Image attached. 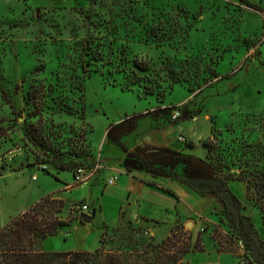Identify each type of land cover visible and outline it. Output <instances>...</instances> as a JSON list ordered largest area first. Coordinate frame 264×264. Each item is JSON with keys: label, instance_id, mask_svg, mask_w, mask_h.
<instances>
[{"label": "rangeland", "instance_id": "1", "mask_svg": "<svg viewBox=\"0 0 264 264\" xmlns=\"http://www.w3.org/2000/svg\"><path fill=\"white\" fill-rule=\"evenodd\" d=\"M89 33L101 44L104 60L87 63L85 69L97 70L86 77L80 54ZM190 57L218 76L193 92L178 84L168 93L163 83L162 101L146 95L143 84L124 90L132 71L151 79L162 76L165 58ZM136 59L147 61L149 70H137ZM34 91L45 93L38 100L41 111L26 104ZM34 111L40 114L34 117ZM177 111L180 115L173 119ZM38 123L57 134L53 145L62 157L75 159L73 151L93 154L94 149L109 166L125 168L126 148L154 156L168 151L169 157L156 163L159 168L179 173L189 168L187 178H201L193 190L202 196L220 191L238 198L240 205L234 198L231 203L246 220L238 219L236 226L235 214L225 206L210 207L170 232L158 228L154 239L161 243L166 236L163 241L193 246L199 236L205 251L191 252L179 264L246 263L243 240L250 241L252 228L259 239L263 236L255 228H264L260 210L245 183L232 177L234 166L232 174L225 170L216 177L211 168L208 176L203 142L211 139L214 125L225 148L238 143L264 147V0H0V228L51 195L64 203L60 218L73 221L43 241L45 251L93 252L104 233L108 240L118 238L115 230L127 227V221L153 237L149 229L119 214L121 203L110 192L103 194L107 176L101 169L89 180L75 182L76 170L57 172L50 165H35L37 150L23 127ZM157 145L168 149L153 148ZM131 158L147 164L138 156ZM91 161L76 169L89 171ZM83 204L89 222L82 219ZM214 252L230 258L211 259Z\"/></svg>", "mask_w": 264, "mask_h": 264}, {"label": "trees", "instance_id": "2", "mask_svg": "<svg viewBox=\"0 0 264 264\" xmlns=\"http://www.w3.org/2000/svg\"><path fill=\"white\" fill-rule=\"evenodd\" d=\"M95 40L94 35L89 33L82 45L80 68L86 77L97 70L85 69L87 63H98L104 60L101 44ZM134 66L141 72L149 70V63L144 60L136 59ZM161 72L162 76L157 75L151 79H146V77H141L137 72L132 71L128 74V81L124 90H132L131 85L133 84H143L146 95H156V98L162 101L166 96L163 83H167L168 93H171L178 84H186L188 91L193 92L218 76L214 69H210L208 65L205 66L195 57L185 60L165 58ZM144 79L147 80L146 83L142 82ZM44 94L37 93V91L29 92L26 98L27 106H32L35 110L41 111L39 101L44 98ZM39 114L34 111V117ZM23 133L37 150L35 165H50L57 172H74L78 170L76 169L78 166L87 163L89 158L92 159L91 164L93 166L96 164L95 156L90 150L78 149L73 151L75 159L62 157L56 152L53 145L57 134L54 133V130L42 126L41 123L23 127ZM219 135V131L213 125L211 127V139L203 142L206 149V160L216 177L223 174L225 170H228V174H232L231 167H235V173L232 177L245 183L247 194L254 199L255 206L260 210L264 227V147L238 143L233 148H225L223 141L218 139ZM190 147L193 145L190 144ZM170 175L174 176L178 182L192 188L202 184L199 180H190L172 173ZM0 176H2L1 173ZM146 184L159 189L174 199H179L175 192L170 189L159 188L152 183ZM216 196L224 204L229 214H235L232 220L233 225L236 226L238 219L241 223L246 220L231 203L230 198H234L235 203L240 205L238 198L220 191L217 192ZM63 207L62 200L46 195L1 227L0 264H179L187 254L205 251L204 246L199 245V236L193 246L188 243L180 244L178 240L172 239L157 243L154 237L144 236L143 233H148V231L134 228L131 221H127V227H120L115 230V232L120 233L118 238L108 240L104 233L100 238V246L93 252L45 251L41 248L43 241L48 237L58 235L62 228L73 221V219L62 220L60 218L59 215ZM95 212L96 210L93 209L92 213L95 214ZM204 230H207V227H204ZM252 233L253 235L248 237L250 241H247L248 239L243 240L246 250V263L244 262V264H264V243L259 240L253 228ZM114 235L117 234L114 233ZM108 243L111 245L109 248L107 247Z\"/></svg>", "mask_w": 264, "mask_h": 264}, {"label": "crops", "instance_id": "3", "mask_svg": "<svg viewBox=\"0 0 264 264\" xmlns=\"http://www.w3.org/2000/svg\"><path fill=\"white\" fill-rule=\"evenodd\" d=\"M107 130L108 128L105 129V133ZM109 133H111V129L107 134ZM165 145H157L153 146V148L161 150L166 148L165 150H167L168 148L165 147ZM133 149L135 148H126L122 156L126 161L131 159L132 155L146 160L147 164L141 171L132 170L128 167L124 168L123 165H118L117 168L114 165L109 166L108 162L100 160L102 156L100 153L97 154L94 149L93 154L94 156L97 154L96 156H98L100 160V172L104 177L107 176V181L105 180L104 183L107 189L105 188L103 190V194L110 192V195L113 196L112 198L121 203L122 207L119 210V214L123 212L128 220H132L139 226L149 229L155 239L157 238L155 230L158 228H164V231L166 230L167 233L175 226L187 222L191 218H199V216L206 213L210 207L224 208V204L215 194H205L202 196L193 190L194 188L178 182L174 176L170 175V173H172L187 178L190 173L189 168L185 167V172L179 173L175 170L161 169L158 167L156 164L158 161L169 157L170 153H168V151L166 153H163L164 151L162 153L160 151H155L157 154L154 156L153 154L146 155L144 152L141 154L133 151ZM184 151L185 149L182 152ZM127 156L131 157L128 158ZM123 171L127 173L122 174ZM211 172L210 168V170L207 171L208 176L211 175ZM111 173L112 175L110 176ZM113 178H115L113 184H106L109 179ZM199 179L201 178H195L193 180ZM146 183H152L159 188L170 189L175 192L179 199H174L168 194L161 192L159 189L148 186ZM11 218L12 217H10L9 220ZM255 228L259 233L263 230V236H261L259 240L264 243V228L262 227L263 229H261V227L259 228L258 226ZM200 230L201 227L197 225L196 231L200 233ZM164 239H166V236L165 238L163 237L161 241ZM209 256L211 259L223 260L224 262L230 258L227 257V254L218 255L217 252ZM211 263L219 264L216 261Z\"/></svg>", "mask_w": 264, "mask_h": 264}, {"label": "built area", "instance_id": "4", "mask_svg": "<svg viewBox=\"0 0 264 264\" xmlns=\"http://www.w3.org/2000/svg\"><path fill=\"white\" fill-rule=\"evenodd\" d=\"M179 115H180L179 114V111H177L173 115V119H177L179 117ZM180 140L183 142V141H185V138L184 137H180ZM100 169H101V165H100L99 162H97L95 164V166L92 169H90L89 171H86V170H84L82 168H79L75 172V174L73 176L74 177V180H75V182H81V181H84V180H89ZM114 182H115V178L109 179L108 182H107V184L111 185ZM87 211H88V206L86 204L81 205V211H80L81 214L84 215V212H87ZM239 244H240L241 247H243L241 241H239ZM211 264H215V263H211Z\"/></svg>", "mask_w": 264, "mask_h": 264}, {"label": "water", "instance_id": "5", "mask_svg": "<svg viewBox=\"0 0 264 264\" xmlns=\"http://www.w3.org/2000/svg\"><path fill=\"white\" fill-rule=\"evenodd\" d=\"M124 165L126 167H128L129 169H132V170H138V171H141L144 169V164L143 162H141L139 159H136V158H131V159H128ZM82 219H84V221L86 222H89L91 220V217L88 216V215H82Z\"/></svg>", "mask_w": 264, "mask_h": 264}]
</instances>
